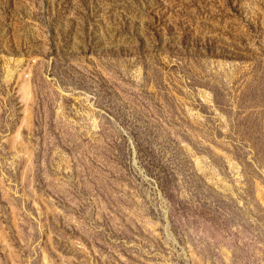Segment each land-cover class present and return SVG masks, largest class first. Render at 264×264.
Instances as JSON below:
<instances>
[{
  "label": "rangeland",
  "instance_id": "374dc122",
  "mask_svg": "<svg viewBox=\"0 0 264 264\" xmlns=\"http://www.w3.org/2000/svg\"><path fill=\"white\" fill-rule=\"evenodd\" d=\"M0 264H264V0H0Z\"/></svg>",
  "mask_w": 264,
  "mask_h": 264
}]
</instances>
